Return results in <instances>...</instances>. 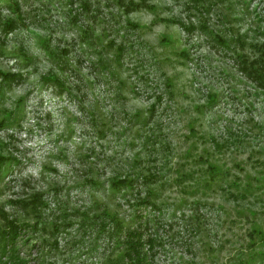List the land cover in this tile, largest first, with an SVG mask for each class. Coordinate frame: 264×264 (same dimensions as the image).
I'll return each mask as SVG.
<instances>
[{
    "label": "rangeland",
    "instance_id": "obj_1",
    "mask_svg": "<svg viewBox=\"0 0 264 264\" xmlns=\"http://www.w3.org/2000/svg\"><path fill=\"white\" fill-rule=\"evenodd\" d=\"M7 18L16 27L4 34ZM263 50L264 0H144L128 11L119 0H0V72L22 74H0V119L11 111L19 123L0 126V154L18 159L0 172V204L33 220L9 199L37 190L48 200L49 227L19 242L28 264H132L121 259L126 227L157 238L143 264H233L246 231L264 229V85L241 69ZM205 160L253 193L195 187ZM141 174L148 183L110 190L112 176ZM147 192L158 208L136 204ZM63 209L70 223L52 234ZM102 213L103 229L90 221Z\"/></svg>",
    "mask_w": 264,
    "mask_h": 264
},
{
    "label": "trees",
    "instance_id": "obj_2",
    "mask_svg": "<svg viewBox=\"0 0 264 264\" xmlns=\"http://www.w3.org/2000/svg\"><path fill=\"white\" fill-rule=\"evenodd\" d=\"M119 2L126 8V11L131 9L139 8L144 4V0H119ZM3 26L1 28L2 32L5 34L8 31H11L16 27L15 20L12 18H7L2 23ZM87 34V33H86ZM51 53L50 56L56 60V67H58V63H60L59 57L54 55V51L49 50ZM264 53V50L262 51ZM24 57H27V54H24ZM61 65V64H59ZM69 65V64H68ZM244 71L247 73H251L252 77L257 79L260 85H264V60L263 56L260 58H256L251 60L249 63L246 60H243V64L241 66ZM2 78L6 81V83L11 82L12 80H17L22 77V74L19 72H0ZM42 79L45 84H50L59 88L57 92H62L64 87V81L58 77L53 72H48L45 75H42ZM62 88V89H61ZM61 89V90H60ZM21 99V98H20ZM18 99L16 106L19 105ZM8 117L0 119V126H4L6 124H16L13 119V115L11 111H7ZM10 115V116H9ZM17 121V120H16ZM19 124V123H17ZM206 161L205 168L201 169L199 177L196 180V186L201 191L213 185V183H219L221 187H223V183L226 185L227 195L231 198H246L250 193H253V185L250 181H246L242 183L241 177L236 176L233 179L227 180L225 170L219 164L213 161ZM18 162V159L15 156H3L0 154V172L7 169L9 165L12 163ZM139 177H142L143 183H148L147 178L149 176L147 174H141V176H112L109 180L110 190L112 193L119 192L121 189H125L128 186H132L135 180L138 181ZM93 184H98L95 180H90ZM193 187V186H192ZM231 187L234 190H231ZM150 191V190H149ZM235 191V192H234ZM55 194V193H54ZM57 194H55L56 196ZM151 196L148 195L146 197H141L140 194L136 198V204H144L148 202L153 206L158 208L153 201L150 200ZM10 203L20 208L22 211L28 213V215L33 216V220H22L17 217V215H11L7 209H5L4 204H0V264H28L29 259L27 255H23L20 253L19 242L21 236L26 231L30 230V232L37 233L43 230H46L49 227V223L45 221L43 216V209L48 204V200L43 198V193L41 191L33 190L32 192H28L26 195H18L15 198L9 199ZM196 203H199V200H196ZM106 210H103L105 213ZM102 213V214H103ZM107 217L111 218V213L107 212ZM104 215L98 216L95 220L90 219V221L98 222L99 227L102 229L106 225ZM97 216V215H95ZM140 217L139 214L135 213L134 217ZM60 218V222H56L54 220L51 222L52 226V234H56L60 229L68 227L70 223L67 220V213L63 211L58 215ZM99 218V219H98ZM88 220V217H87ZM116 220V219H115ZM85 222L82 221L81 225ZM148 224V221L145 225ZM116 225L118 229H121L122 223L120 221H116ZM129 226V225H128ZM125 239H124V249L121 254V259L124 257L129 258L132 261V264H143V260L146 259L147 256H152L154 253V248L157 243L156 236H153L151 233L148 234L145 240H142L141 232L138 231L137 228L134 227H126L123 230ZM247 234L248 239L247 242L239 243V248H237L236 254L232 257L233 264H259L264 258V250L260 248L264 245V229L261 226L256 224L252 225L245 233ZM42 235V234H41ZM40 237V234L37 235ZM46 240L45 236L41 237V241ZM52 241H55L53 238ZM55 243V242H54ZM143 243L147 245L146 250L142 252ZM258 247V248H256Z\"/></svg>",
    "mask_w": 264,
    "mask_h": 264
}]
</instances>
